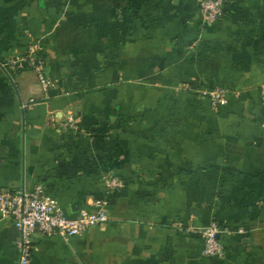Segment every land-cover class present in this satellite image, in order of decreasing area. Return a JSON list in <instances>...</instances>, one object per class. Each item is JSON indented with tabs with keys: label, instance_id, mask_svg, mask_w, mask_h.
<instances>
[{
	"label": "crops",
	"instance_id": "1",
	"mask_svg": "<svg viewBox=\"0 0 264 264\" xmlns=\"http://www.w3.org/2000/svg\"><path fill=\"white\" fill-rule=\"evenodd\" d=\"M32 45L49 98L31 70L8 71ZM263 86L264 0H225L208 25L199 0H0V187L109 215L37 237L30 264H264ZM216 88L215 109L201 92ZM178 223H216L225 256ZM19 239L0 213V264H17Z\"/></svg>",
	"mask_w": 264,
	"mask_h": 264
},
{
	"label": "built area",
	"instance_id": "2",
	"mask_svg": "<svg viewBox=\"0 0 264 264\" xmlns=\"http://www.w3.org/2000/svg\"><path fill=\"white\" fill-rule=\"evenodd\" d=\"M224 5L225 0H199L204 24H213L221 18L224 14ZM7 67L11 75L31 70L42 93L49 98L55 82L47 72L46 61L39 45H32L27 54L15 57L7 64ZM261 93L264 99V86ZM201 95L209 98L215 109L228 103V92L224 89L205 90L201 92ZM66 122V127L75 128L73 114L67 115ZM105 182L109 191H117L124 187V182L115 176L106 178ZM0 213L4 218L12 219L20 233V239L17 242V264L31 263L32 255L36 250L37 237L58 236L69 240L82 235L93 226H104L109 221L105 203L100 204L95 212L83 209L76 218H68L59 208L58 203L44 194L41 185H37L30 192L12 191L0 187ZM175 226L180 231H187L204 241V256L217 258L225 256V249L218 239L221 229L216 223H211L204 228H185L179 223Z\"/></svg>",
	"mask_w": 264,
	"mask_h": 264
},
{
	"label": "water",
	"instance_id": "3",
	"mask_svg": "<svg viewBox=\"0 0 264 264\" xmlns=\"http://www.w3.org/2000/svg\"><path fill=\"white\" fill-rule=\"evenodd\" d=\"M218 239H220V235H218Z\"/></svg>",
	"mask_w": 264,
	"mask_h": 264
}]
</instances>
